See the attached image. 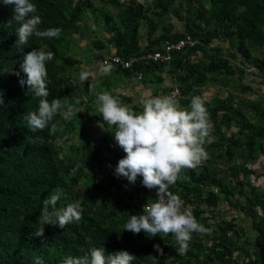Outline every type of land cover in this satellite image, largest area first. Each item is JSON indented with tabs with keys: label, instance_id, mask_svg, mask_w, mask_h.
Wrapping results in <instances>:
<instances>
[{
	"label": "trees",
	"instance_id": "1",
	"mask_svg": "<svg viewBox=\"0 0 264 264\" xmlns=\"http://www.w3.org/2000/svg\"><path fill=\"white\" fill-rule=\"evenodd\" d=\"M100 1L101 7L93 0H31L41 17L39 28L62 31L59 38L32 37L18 48L14 5L0 0V264H36L37 258L60 264L93 247H103L105 255L126 250L135 256L132 264H264V188L255 185L252 175L258 176L257 171L247 164L264 158V97H243L257 93L244 80L252 72L264 76V0ZM88 13L95 23L104 22V34H111L107 43L124 57L153 50L185 33L202 39L204 46L177 51L170 63L144 62L128 70L112 67V76L99 74L82 85V66L99 62L107 48L102 40H94L98 45L90 47L99 52H92L86 63L64 47L70 35L87 36L79 23ZM174 16L184 30L176 29ZM142 28L147 32L145 47L140 45ZM215 40L228 42L232 51L226 54ZM40 46L54 54L45 62L47 99H60L65 107L43 131L32 132L25 117L38 111L42 98L26 83L20 84L27 79L20 64L27 52ZM199 51L201 57L193 60ZM138 73L147 76L143 81L159 85L154 96L170 95L178 88L181 97L176 99L183 109L189 108L193 96L202 97L213 124L212 142L204 145L207 158L195 169H182L170 187L197 222L210 230L193 233L185 254H178L173 234L150 237L124 229L131 215L143 214L144 205L154 201L153 189L142 185V177L133 185L114 174L126 153L114 139V128L102 121L97 96L119 86L115 74L124 78ZM167 78L172 85L162 86ZM209 85L225 92L207 100L203 91ZM115 98L136 113L142 111L134 98ZM70 104L73 115L65 120L63 112ZM93 123L102 129L98 139L86 133ZM56 188L62 190L57 208L79 201L82 219L62 230L46 224L43 236H35L43 200ZM222 195L251 220L253 234L237 218H224L225 210L218 209Z\"/></svg>",
	"mask_w": 264,
	"mask_h": 264
},
{
	"label": "clouds",
	"instance_id": "2",
	"mask_svg": "<svg viewBox=\"0 0 264 264\" xmlns=\"http://www.w3.org/2000/svg\"><path fill=\"white\" fill-rule=\"evenodd\" d=\"M3 3L14 5L13 19L18 24L16 29L18 48L26 45L32 37L59 38L62 29L41 30L39 28L42 23L41 17L36 14L37 7L31 0H3ZM88 33L90 32L88 31ZM168 42H163L160 47H154L153 50L161 49L163 44ZM79 47L80 45L76 49L78 50ZM90 50L93 51L91 47H88L87 51ZM149 51L130 57L120 55L117 50L114 53H103L99 62L91 63L92 72L88 71L90 69L87 68L88 70L85 69L79 73V82L83 85L85 81H89V78L95 75L93 72L96 71V66H100V75H109L112 67L128 70L144 62L150 63L152 61L140 59L142 54ZM177 51L181 50L174 51L172 55L174 56ZM197 54H200V58L201 52L199 51ZM113 55L121 57L124 61L133 60V63L129 67L122 64L103 63L105 58ZM173 56L168 63L173 60ZM53 57L54 54L51 51H46V46H40L27 52L20 64V69L27 76L26 81L24 79L19 81L20 84L23 86L26 83L36 96L42 98L39 102L38 111L31 112L25 117L27 126L32 132L43 131L49 126L54 115L60 113L65 107L60 99H52L51 102L47 99L49 90L45 62L52 60ZM80 59L83 60V58ZM88 59L83 61L88 63ZM86 65L88 66V64ZM84 66H82L83 69ZM15 74L19 76L20 72ZM144 76L146 75L143 73L124 78L118 75L117 80L124 79L125 83L128 84L129 80L137 78L139 82L144 84L146 82L143 81ZM89 89L94 90L91 83ZM176 89L178 88H174L170 95L154 96L152 92L151 96L146 95L139 100L136 99L135 102L140 103L142 107V111L139 113L134 112L107 92H102L97 96V106L102 121L114 128L112 131L114 132V139L126 153L124 157L118 160L114 174L118 178H126L133 185L138 176L142 177V185L147 189H153L151 195L154 197V201L144 205L143 214L131 215L124 229L133 234H139L143 231L150 237H155L161 233L164 235L173 234L176 243L179 245L178 254H185L193 233L204 234L210 230L197 222L192 209L184 207L179 195L170 191V187L176 183L182 169H195L207 158L204 145L212 142L210 134L213 124L209 119L202 97L193 96L189 108L183 109L176 99L181 97L180 90L178 89V93L174 94ZM78 102V100L75 101V103ZM0 103H3L2 96H0ZM72 115L73 108L70 104L63 112V118L67 120ZM78 168L79 165L72 169L73 174ZM61 196L62 190L56 188L43 200V207L39 215V227L35 231V236H43L44 225L46 224L58 226L62 230L67 224L82 219V208L79 201L69 203L66 207L57 208V202ZM154 247L163 254L159 245H154ZM105 253L103 247H93L89 253L83 256L67 257L60 264H132L135 257L126 250L107 255ZM36 264H44V261L37 258Z\"/></svg>",
	"mask_w": 264,
	"mask_h": 264
},
{
	"label": "rangeland",
	"instance_id": "3",
	"mask_svg": "<svg viewBox=\"0 0 264 264\" xmlns=\"http://www.w3.org/2000/svg\"><path fill=\"white\" fill-rule=\"evenodd\" d=\"M107 9L109 11H113L112 7H108ZM173 22L175 23L177 30H184L183 22L178 20V18L176 16L173 17ZM80 31L84 32V30H80ZM80 41L81 40H80L79 34L70 35L67 38V40L64 42V47H66V50H68L74 57L83 58V60H85L89 56V51H87V49L81 45H80L78 50L76 49V47L79 46V44H81ZM213 44H216L217 46H222L226 50V54H228L230 51H232V48L230 47L228 42H225V41L222 42V41H216L215 40ZM257 54L260 55V52L258 51ZM84 55H85V58H84ZM199 55L200 54L192 55L191 58L196 61L199 59ZM87 68L92 70V67L90 65L84 66V69L88 70ZM93 73H95V75L93 76V79L97 80L99 73L96 71H94ZM163 75L165 77H167L166 73ZM109 76H112V75L109 74ZM117 76H115L116 80H117ZM118 82H119V88H115L112 92H107V93L113 95L114 97L116 94H119V93L123 94L125 96H135V97H133L135 100L136 99L139 100L146 95L151 96L152 92H155V91H157L159 94V91L157 89L159 87L158 84H154V85L149 84L152 87H149V86L144 85V84L143 85L136 84L135 88H132L133 86L129 85V83L126 84L122 81H118ZM244 82L245 83L251 82L253 87L256 88L257 93H253V94H249V95L247 94V95H244L243 97L246 98L247 96H249V98H251V99H254L257 97H264V76L261 73H253L252 72L251 77L249 75L248 78H246L244 80ZM171 84H172L171 80H169L167 78L165 80V82L161 85L162 86H170ZM224 92H225V90L222 88H219L215 85H209V86H206L204 88L203 94L207 100H210V99L214 98L216 95H222ZM91 126L93 128L87 129V131H86L87 135L90 138L98 139L102 134L101 127H99L96 123H93ZM247 164L249 167L256 169V171H257L258 176L252 175V179L254 180L255 185L258 186L259 188H264V158H263V156H260L258 158V160H256V161L250 160ZM104 166H106V164H104ZM221 197L222 198L219 202L218 209L225 210L224 218L227 220L232 219V218H237L238 219L237 222L243 226H246L248 232L252 233L251 220L249 218L245 219L243 216V213L239 212L238 210H236L233 207H230L228 205V203L226 202V200L223 198V195ZM241 218H244V220H241Z\"/></svg>",
	"mask_w": 264,
	"mask_h": 264
},
{
	"label": "crops",
	"instance_id": "4",
	"mask_svg": "<svg viewBox=\"0 0 264 264\" xmlns=\"http://www.w3.org/2000/svg\"><path fill=\"white\" fill-rule=\"evenodd\" d=\"M94 3L96 4V6L98 7H101L102 3L100 0H93ZM115 11V9H113ZM90 12V11H89ZM91 13V12H90ZM90 13H88L84 19L82 21H80V26L83 28V30H85L86 32L89 31L90 33L87 34V36L85 37H81L80 35V42L81 46L85 47L86 49L90 46H97L98 44L97 43H93L94 40H102L103 43L105 42L107 48L106 49H103V53H114L116 52V48L112 47L111 44H108L107 43V40L108 38L111 36L110 33H105L104 34V31H105V24L104 22L100 23V24H97L95 23L92 19H90ZM86 20H88V24L86 23ZM76 34H79V33H76ZM140 36H141V40H140V45L142 47H145L147 45V32H146V29L145 28H142L141 29V32H140ZM100 45L102 43H99ZM92 52H99L97 49H93V51H89V56L87 58H92L91 57V53ZM85 57V55H84ZM165 74V73H164ZM122 82L125 83L124 79H121ZM128 83L130 85H132L133 87L132 88H135L136 84H140V85H143L141 82H139V80L137 78H135L134 80H129ZM144 85H147L150 87L149 84H147L146 82L144 83Z\"/></svg>",
	"mask_w": 264,
	"mask_h": 264
},
{
	"label": "built area",
	"instance_id": "5",
	"mask_svg": "<svg viewBox=\"0 0 264 264\" xmlns=\"http://www.w3.org/2000/svg\"><path fill=\"white\" fill-rule=\"evenodd\" d=\"M198 45L204 46V41L202 39L195 37L191 33H185V35L179 38L177 41L168 42L163 44L161 49H155L153 51L146 52L141 55L143 61H152V62H168L172 59V54L176 50H182L184 48H195ZM103 63H114L122 64L125 67L132 65V61H124L121 57L113 55L104 59ZM178 93V89L175 90L174 94Z\"/></svg>",
	"mask_w": 264,
	"mask_h": 264
}]
</instances>
